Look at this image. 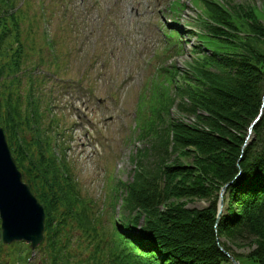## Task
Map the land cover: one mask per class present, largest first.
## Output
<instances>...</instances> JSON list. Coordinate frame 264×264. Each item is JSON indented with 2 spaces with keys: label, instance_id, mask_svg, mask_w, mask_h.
<instances>
[{
  "label": "rangeland",
  "instance_id": "obj_1",
  "mask_svg": "<svg viewBox=\"0 0 264 264\" xmlns=\"http://www.w3.org/2000/svg\"><path fill=\"white\" fill-rule=\"evenodd\" d=\"M210 1L0 0V38L5 34L0 39V125L14 161L44 213L42 191L45 201L57 198L70 176L78 191L74 209L80 219L63 208L53 212L67 243L59 264H123L116 259L115 218L124 213L129 183L132 190L141 189L142 180L157 181L162 189L167 164L204 168L216 163L215 172L226 167L227 152L186 147L182 153L170 136L168 145L161 142L167 132L171 135L170 124L208 129L196 118L207 110L194 106L189 113L179 103L191 107L189 92L200 99L212 96L200 85L195 88L188 75L198 33L211 34L199 22ZM214 1L222 6L217 15L226 29L208 36L221 45L240 43L238 33L245 36L254 19L264 25V0ZM255 116L222 137L240 147L252 143ZM234 145L227 151L237 154ZM176 175L174 182L186 184L201 177ZM207 182L201 184L208 197L176 202L185 209L206 207L215 192ZM244 236L224 234L219 240L232 263L254 264L250 254L264 236V220L249 230L250 241ZM38 246L3 244L0 237V264H52L50 242Z\"/></svg>",
  "mask_w": 264,
  "mask_h": 264
},
{
  "label": "trees",
  "instance_id": "obj_2",
  "mask_svg": "<svg viewBox=\"0 0 264 264\" xmlns=\"http://www.w3.org/2000/svg\"><path fill=\"white\" fill-rule=\"evenodd\" d=\"M210 2L212 5H207V13H202L199 22L211 34L203 31L198 33L200 40L195 45L197 56L190 66L192 73L188 72V75L189 79L196 81L195 88L200 85L201 91L206 89L205 92L212 96L210 99H200L199 95L189 92L187 94L191 107L185 106L183 101L179 103L181 111L194 113V106L207 110V115L196 114V118L208 129H198L183 123H178V126L170 124L171 135L167 132L166 139L161 142L164 146L168 145L170 136L172 144L182 148V153L187 150L186 147L198 148L203 152H227L228 163L221 172H215L218 168L216 163L204 168L164 164L165 185L162 189H159L157 181L149 183L142 180L141 189L132 190L129 183L126 188L128 196L126 200L123 198V233L118 227L122 219L118 223L115 220L118 252L122 253L121 257L127 255L125 260L120 259L124 264H233L219 237L224 234L231 239L241 235L246 237L255 224L259 225L264 220V113L255 124L256 138L252 143L242 148L233 142L235 139L230 138L231 141H228L222 137L225 133L232 135L228 131L229 127L238 129L244 118L256 115L262 102L264 105V48L261 44L258 46L253 43L256 40L264 45V25L254 19L245 36L238 33L240 43L221 45L208 35L216 36L214 33L218 34L226 29L221 25L224 24L221 15H217L222 6L214 0ZM5 31L7 33L8 28ZM4 35L3 33L1 40ZM238 49V53H235ZM210 82L213 87L208 85ZM230 144H235L237 154L227 151ZM238 153H241L239 160ZM33 169L36 171L35 166ZM179 172L184 177L201 176L198 179L200 183L197 184L199 181L194 180L190 184L174 182ZM208 173L210 178L207 177ZM70 178L71 176L65 178L67 189L59 197L53 196L45 201L47 193L42 191L40 194L45 203V230L44 239L39 246L50 242L52 264L63 262V257H66L63 249L67 246V243L63 244L62 221H55L53 212L63 208L65 214L80 219L74 209L77 200L79 201L78 191ZM201 178L207 180V187L215 191L213 199L201 209L183 208L182 203L176 200L183 197H208V192H204L202 186L205 181ZM224 185V207L217 220L219 192ZM253 234L258 235L257 231ZM246 238L250 241L249 237ZM262 238L264 236L257 241L258 247L250 254L254 264H264ZM21 249L23 248L18 250ZM231 255L235 260L238 257L237 254Z\"/></svg>",
  "mask_w": 264,
  "mask_h": 264
},
{
  "label": "water",
  "instance_id": "obj_3",
  "mask_svg": "<svg viewBox=\"0 0 264 264\" xmlns=\"http://www.w3.org/2000/svg\"><path fill=\"white\" fill-rule=\"evenodd\" d=\"M220 192L218 214L223 208ZM0 230L3 243L12 241L29 242L35 249L44 237L45 213L42 204L31 192L28 184L22 182L14 158L6 142L3 129L0 127ZM234 264L238 262L233 261Z\"/></svg>",
  "mask_w": 264,
  "mask_h": 264
},
{
  "label": "bare ground",
  "instance_id": "obj_4",
  "mask_svg": "<svg viewBox=\"0 0 264 264\" xmlns=\"http://www.w3.org/2000/svg\"><path fill=\"white\" fill-rule=\"evenodd\" d=\"M121 219H122V218H119V219L115 218L116 222H117L118 220L120 221ZM122 221H123V219L120 221L119 229H120V231L123 233L122 230L124 229V226H123V224H122ZM117 223H118V222H117ZM124 230H125V229H124ZM120 253H121V252H117V254H116V259H122V260L124 259V260H125L126 257H127V255H125L124 257H121ZM121 254H122V253H121ZM121 263L124 264V261H123V262L121 261Z\"/></svg>",
  "mask_w": 264,
  "mask_h": 264
}]
</instances>
